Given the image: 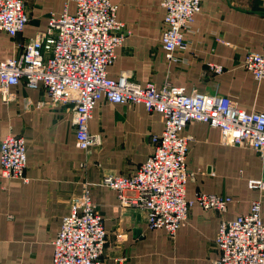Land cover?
<instances>
[{"label":"crops","instance_id":"crops-1","mask_svg":"<svg viewBox=\"0 0 264 264\" xmlns=\"http://www.w3.org/2000/svg\"><path fill=\"white\" fill-rule=\"evenodd\" d=\"M117 18L131 33L118 47L109 76L130 75L158 87L170 83L188 92L229 95L251 112L264 111V80L257 81L244 67L249 51L264 44V0H203L187 49L169 60L162 46L166 10L162 0H112ZM30 17L23 32L12 36L0 31V60L19 56L30 39L48 27L50 16L70 11L68 0H25ZM213 65H222L216 72ZM6 102L0 90V143L9 133L22 135L27 144L29 182L1 176L0 162V264H53L54 240L70 205L86 186L108 231L102 264H216L215 245L222 219L248 213L252 202L262 201L264 190L251 189L249 180L264 179V157L255 149L229 145L221 131L205 122L191 123L193 136L188 167L193 172L186 196L199 192L233 197L225 213L204 209L198 203L186 224L171 237L164 229H151L146 210L123 206L116 190L104 183L107 175H131L154 151L153 135L164 130L160 113H149L143 103H98L90 131L102 143L88 152L78 146L72 125L73 104L54 106L43 86L24 82ZM135 191L128 190L131 197ZM125 258L120 263V258Z\"/></svg>","mask_w":264,"mask_h":264},{"label":"built area","instance_id":"built-area-1","mask_svg":"<svg viewBox=\"0 0 264 264\" xmlns=\"http://www.w3.org/2000/svg\"><path fill=\"white\" fill-rule=\"evenodd\" d=\"M59 15L50 16L48 27L30 39L19 56L0 60V90L8 102L13 87L24 82L31 88L43 86L49 103L73 104L72 125L78 146L88 152L102 143L90 131L94 110L102 100L115 104L143 103L149 113H160L164 130L153 135V153L131 175H107L104 183L116 190L123 206L146 210L151 229H164L175 237L187 222L195 204L225 213L231 196L199 192L188 199L186 187L194 176L188 167L193 136L186 133L195 122H205L221 131V140L257 150L264 157V111H247L229 95L187 91L185 86L166 83L158 87L142 84L128 74L109 76L108 67L118 57L117 49L131 31L117 18L118 4L112 0H68ZM166 10L162 46L169 60L187 49L186 36L193 29L203 0H162ZM30 17L25 0H0V31L16 36ZM244 67L257 81L264 80V44L249 51ZM211 67L222 72V65ZM1 176L29 182L27 144L22 135L7 134L0 143ZM251 189H263L264 179L249 180ZM133 190L131 197L126 191ZM262 201L252 202L248 213L233 220L222 219L215 245L220 252L216 264H264V220ZM108 231L97 211L88 186L75 197L53 244V264H102ZM125 258H120L124 263Z\"/></svg>","mask_w":264,"mask_h":264}]
</instances>
